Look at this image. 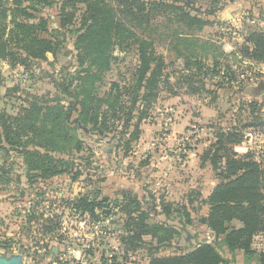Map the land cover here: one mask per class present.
<instances>
[{
	"label": "trees",
	"instance_id": "16d2710c",
	"mask_svg": "<svg viewBox=\"0 0 264 264\" xmlns=\"http://www.w3.org/2000/svg\"><path fill=\"white\" fill-rule=\"evenodd\" d=\"M219 2L0 0V41L7 43L8 65L38 64L48 54L56 56L65 35L73 38L75 51L73 68L62 70L60 79H52L56 95L27 93L15 111H0V187L20 182L21 177L31 186L63 174L70 179L85 175L90 191L70 204L93 222L110 218L111 235L118 245L103 253L102 264L132 263L131 257L139 253L147 264H230L232 260L219 248L232 259L241 251L247 263L264 264V240L258 246L256 242L264 237V146L236 151L250 134L264 139L263 100L238 98L234 111L228 109L208 124L211 138L198 161L213 173L216 183L205 198L200 191H190L195 198L179 207L176 204L174 211L173 203L160 193H149L144 199L127 188L104 201L105 195L90 177L98 159L80 135L111 137L116 142L114 152L126 158L162 90L172 96L183 90L190 97L214 100L221 90L236 84L242 90L260 79L264 75L258 68L264 65L262 28L240 27L241 41L229 52L222 51L217 35L203 36L204 29L214 23ZM52 7L58 12L57 28H49L43 14ZM11 45L18 51H10ZM115 50L132 56L130 67L107 80V90L100 94L99 86L119 58ZM176 64L179 74L171 84L168 68ZM3 81L0 72V87ZM19 91L15 84L6 88L5 95ZM189 204L194 212L206 206L204 222L200 221L211 239L185 249L179 247L180 231L166 221L152 219L149 207L158 206L167 218L174 212L186 227L193 223ZM103 208L109 209L108 215ZM58 218L36 216L42 235L55 236ZM102 232L101 236L107 231ZM5 244L0 242V246ZM172 246L179 251L160 255ZM85 253L90 255L88 248Z\"/></svg>",
	"mask_w": 264,
	"mask_h": 264
},
{
	"label": "rangeland",
	"instance_id": "374dc122",
	"mask_svg": "<svg viewBox=\"0 0 264 264\" xmlns=\"http://www.w3.org/2000/svg\"><path fill=\"white\" fill-rule=\"evenodd\" d=\"M43 14L48 17L49 28L58 27L59 17L55 7L45 9ZM212 29L211 27H206L203 36L211 33ZM65 36L56 56L48 54L46 61L38 64L28 62L24 66L18 64L10 66L6 61L0 62V69L5 78V87H12V85L18 84L20 89L19 92L9 93L8 95L4 94V97H0V111L2 109L8 112L15 111V108L21 103L22 98L28 94L37 97H53L56 95L57 91L52 83V79H60L63 75L62 70L69 71L73 68L74 64L75 51L73 48V38L71 35ZM9 49L10 51H18L19 48H13L11 45ZM114 54L119 58L112 65L111 71L107 72L104 83H101V86H99L100 94L107 90L108 86L105 83L107 80L112 79L117 73H125L126 68L130 67L132 61L130 54H124L117 50H115ZM16 59L19 61L21 57L17 54ZM168 71L170 74L169 81L171 84H174L179 74L177 72L178 65L169 67ZM260 80H264V75L260 79L244 85L242 90H240L237 84L230 87L229 90H221L214 100V97L211 98L209 96L190 97L183 90H178L177 87H175L178 90L177 96L169 94L167 89L162 90L157 99V104L149 112L150 116L141 123L140 139L134 145L131 154L126 158H121L115 154V149L112 151L104 150V147L111 146L112 144L115 147L116 142L111 137L100 139L95 133H90L89 135H82L80 133V135L83 141L94 151L95 158L104 161V166L99 167V169H103L102 173L108 174L113 171L117 176V185L127 189L132 188L135 191L134 193L141 194L144 191L145 194L143 195L146 198L149 193L154 191L162 194L166 201L173 203L174 211L177 205L179 207L184 202L195 198L194 195L190 194V191H200L202 197L205 198L210 188L215 184L213 173L207 167L199 166L197 155L196 157L190 155L194 153L199 154L202 151L211 138L210 130L207 127L208 124L215 120L220 113H225L228 109L234 111L238 98L244 100L251 98L260 99L255 90V85ZM71 119H75V115H72ZM262 143L264 144L262 136L253 133L246 138L245 145L237 146L236 149L242 152L245 148H254L257 147L256 145ZM145 160H148L147 162L149 163L142 165V162ZM184 161L186 164H183ZM136 163L137 165H135ZM170 167H175L173 169V176L171 177L172 180H166L163 171ZM124 173H127L126 176L128 178L123 177ZM141 173H144V175H141ZM112 185V187H115V184ZM36 188L27 185L24 178L20 182L0 187V242L16 237L15 232L26 223L24 228H26V232L28 230L29 236L26 232L21 233V235L25 236L24 241L27 242V251L31 257H33L36 248L42 244V239L37 235L36 229L33 233L31 220L34 213L25 210V205L28 201H34L38 195H42L38 199L45 198L48 192L45 189L44 193L39 194ZM105 191H107V187L104 188ZM105 196L107 197V195ZM193 205L196 207L197 202ZM191 208V204H189L188 209L193 218V223L186 226V229L192 238L187 239V234L178 229L181 233L179 247L185 249L194 246L198 241L211 239L209 233L204 231V226L200 221L201 217L206 213V206L202 205L195 212ZM149 211L150 216L154 220L183 226L179 223L177 214L174 212L167 218L161 213L158 206L156 208L153 206L149 207ZM19 231L22 230L20 229ZM37 239H41V241L37 242ZM184 240H188L189 242L185 243ZM262 240H264V237L256 241L258 243L257 246ZM2 249H4V246H0V252ZM24 250L26 252L25 248ZM219 250L225 257L228 256L225 249L219 248ZM175 251L179 250L172 246L162 250L160 255H168ZM132 257L133 259L131 260L133 262L130 264H137L138 260L141 259L140 254ZM235 259L240 263L242 259L241 254L237 252ZM70 260L74 264L73 257ZM24 262L25 264H40V261L32 263L27 260ZM42 264H46L45 261Z\"/></svg>",
	"mask_w": 264,
	"mask_h": 264
},
{
	"label": "crops",
	"instance_id": "0c3cea01",
	"mask_svg": "<svg viewBox=\"0 0 264 264\" xmlns=\"http://www.w3.org/2000/svg\"><path fill=\"white\" fill-rule=\"evenodd\" d=\"M228 13L230 14V18H228V15H227ZM212 20L214 21V23L208 27H211L213 29L211 33L206 34V36L207 35L208 36L217 35V38L216 37L215 38L218 39L221 45V48L224 50V52H229L232 50L235 42L241 41L239 33L237 34V32H240V27H248V26L249 27H259L264 30V0H220L219 7L214 12V15L212 16ZM205 29H204V32H205ZM258 68L260 72L264 74V65H261ZM0 72L4 79L3 84L0 87V97H4V94H5L4 92L6 88L8 87H5V78H4V74L1 71V69H0ZM241 145H245V142L242 143ZM259 145L264 146L263 143ZM259 145H256L257 147H254L253 149L255 148L258 149ZM247 149L245 148V150L242 152H245ZM196 155L198 157V154H195V153L191 154L190 156L196 157ZM98 162L99 164H96V163L93 164V166L95 165L97 166V168L91 170L92 173H94V175L90 176L92 183L95 182L96 187H99L101 189L102 195H107V197L110 199L114 197H118V193L121 190L126 189V188H124L123 186L117 185L118 183L117 178H116L117 176L116 174H114L113 171L109 172L108 174L102 173L103 169L102 168L99 169V167L104 166L103 165L104 161L98 159ZM196 162H197V158H196ZM137 163L135 165H137ZM183 164H186V162L184 161ZM174 168L175 167L164 169L163 175L164 177L166 176L165 177L166 180H172L171 177L173 176ZM126 174L127 173H124L123 175L124 178H128ZM141 175H144V173H141ZM102 177H104L103 181L97 180V179H101ZM84 178H85V175H80L76 179H70L68 175L63 174V175L53 177L45 181L39 180L37 183L32 184L31 187L32 186L37 187L36 189L38 190L36 191L39 192V194L44 193L46 191L45 189H47L48 191L47 193H51L52 195L57 194V196L60 197L61 199V203H60L61 207L63 209H66L67 207H69L70 209L73 210L70 204L72 200L75 197H79L80 195L87 193L91 189L90 188L91 184L88 181H85ZM21 179L23 178L21 177ZM112 184H115V187H112L113 186ZM105 187H107V191L104 192ZM130 190L133 193L135 192L133 191L132 188H130ZM152 193H157V192L154 191ZM136 194L141 197L143 196L145 197V195H143L145 194L144 191H142L141 194L140 193H136ZM145 199H148V195H147V198L145 197ZM64 212H67V210ZM83 215H85L84 217H86L87 222L90 223L91 219L88 216V214L84 213ZM36 216L37 214L35 213V218L33 217V219L31 220L32 221L31 224H33L31 229L33 230V233L35 229L37 230L38 232L37 235L40 238H42L43 247L40 246L39 249L38 250L36 249V251L34 252V255L32 257L34 259V263H36L37 261H40L39 263L42 264L45 261L46 264H73V262H70L72 261L70 260V258L73 257L74 264H76L75 260H77V258H79L81 255V250H80L81 242L80 241L82 240V241H85L88 245L87 248L90 251V255H88L90 264H102L101 257L103 253L104 254L107 253L106 250H108V248H115L118 245L115 238L111 239L109 237H105V235H102V237H99V239H96V237L93 235V233L89 229V226H83V225H76L74 230L77 233V237H74L72 234V237H73L72 238L71 235L69 234L73 241H70L71 238L66 236L65 242H63L60 239H57L55 236H52L50 233H46L45 234L46 238H44V235H42V232L40 231V225L38 222L39 220L36 219ZM24 220L26 221V219ZM24 226H26V223H24ZM24 226L22 225V227H20L22 231H19L20 230L19 229L15 232L16 237H14L11 240L3 241V242L6 243L5 247L9 250H11L12 248H17L18 246L23 244L24 248L26 249V255L30 256L29 252L27 251V248H28L27 242L24 241L25 236L21 235V233L26 232V228H24ZM62 238L64 239V237ZM226 253L229 257L226 256L225 258L232 260L230 264H251V263L257 264V262L255 261L247 263L244 260V257L241 251L238 252L242 256L240 263H238V261H236L235 258L232 259L230 254L227 252V250H226ZM139 254L141 255V259L138 260L137 264H147L148 263L147 258H145L141 253ZM131 259H133V257H131ZM126 264H130V263H126Z\"/></svg>",
	"mask_w": 264,
	"mask_h": 264
},
{
	"label": "built area",
	"instance_id": "2783aa9c",
	"mask_svg": "<svg viewBox=\"0 0 264 264\" xmlns=\"http://www.w3.org/2000/svg\"><path fill=\"white\" fill-rule=\"evenodd\" d=\"M38 198H40L39 195L35 198L34 201H28L27 204L25 205V210L36 213L37 215L41 214L44 218L51 217L53 215H58L59 218L57 219L56 222L57 228L55 234V237L57 239H60L61 241L65 242L66 236L70 237L71 235L72 237L73 234L74 237H77V233L74 230L76 225L89 226V229L96 237V239L102 237L101 236V233H103L102 230L107 231L105 232L106 233L105 237H109L111 239L115 238L114 234L111 235L112 229L109 226L110 218H102L100 221H96V222L91 221L89 223L87 222L86 217H84L85 215H82L79 212L70 209L69 207L66 208L64 206L66 209H63L60 205L61 199L60 197L57 196V194L52 195L51 193H47L45 198H41V199ZM66 210L67 212H64ZM62 237H64V239ZM44 238L46 237L44 236ZM72 238L70 241H73ZM80 242H81L80 244L81 255L79 258H77L76 264H89V256L85 253V249L88 247V245L85 241L81 240ZM18 248L19 246L17 248H12L11 250H9L6 247H4V249L1 250L0 255L1 254L9 255L15 253L18 250ZM36 249L38 250L39 247ZM23 260L24 261L28 260L29 262L34 263V259L29 255L27 256L26 254H24Z\"/></svg>",
	"mask_w": 264,
	"mask_h": 264
},
{
	"label": "water",
	"instance_id": "95a60500",
	"mask_svg": "<svg viewBox=\"0 0 264 264\" xmlns=\"http://www.w3.org/2000/svg\"><path fill=\"white\" fill-rule=\"evenodd\" d=\"M227 15H228V18H230V14L228 13ZM7 52L8 50H7L6 41L1 40L0 41V62H5L7 60ZM255 90H256V94L258 95V97L264 101V80L257 81L255 85ZM73 121H75V119H73ZM114 149H115L114 144H112L111 146L104 147L105 151H112ZM107 199L108 197L106 196L103 197L104 201H106ZM102 212L108 215L110 211L108 208H104ZM201 221L204 222V217L201 218ZM165 224L167 226H173L179 230L184 231L187 234V239L192 238V236L188 233L186 227H183L178 224H173V223L170 224L168 222H165ZM24 254H25L24 245L21 244L15 253H12L9 255L1 254L0 264H25L23 260Z\"/></svg>",
	"mask_w": 264,
	"mask_h": 264
}]
</instances>
